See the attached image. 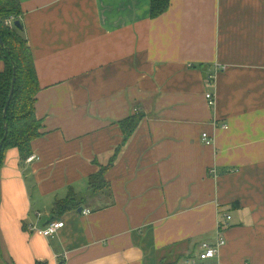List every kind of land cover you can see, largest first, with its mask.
Wrapping results in <instances>:
<instances>
[{
	"label": "crops",
	"instance_id": "obj_1",
	"mask_svg": "<svg viewBox=\"0 0 264 264\" xmlns=\"http://www.w3.org/2000/svg\"><path fill=\"white\" fill-rule=\"evenodd\" d=\"M21 9L42 128L38 160L13 148L0 168V264H182L218 234L221 264H264V0H170L155 19L150 0ZM137 113L109 189L91 194L123 142L118 123ZM70 193L85 202L54 214ZM54 221L53 237L31 230Z\"/></svg>",
	"mask_w": 264,
	"mask_h": 264
},
{
	"label": "trees",
	"instance_id": "obj_2",
	"mask_svg": "<svg viewBox=\"0 0 264 264\" xmlns=\"http://www.w3.org/2000/svg\"><path fill=\"white\" fill-rule=\"evenodd\" d=\"M169 5L170 0H150V18L155 19L166 13ZM21 15V0H0V40L3 43V46H0V60L3 64V70L0 71V144L2 143L0 168L6 152L13 148L18 150L20 161L25 162L32 155V142L41 136L42 123L35 113L36 97L40 91V85L31 50L27 40L22 36ZM9 18L14 19V28L10 29L5 25V21ZM15 22H19L21 28H16ZM13 78H15L14 92L4 117ZM209 81L212 83L211 77ZM143 118V115L137 113L118 123L122 131L123 142L114 151L107 165L99 166L98 171L89 178L91 194H100L109 189L105 175L113 167L119 151L138 129ZM5 126H7V133ZM84 202L85 197L70 193L66 199L56 201L52 211L54 214L61 215L64 212L78 209ZM223 228L224 226L221 225L220 233ZM201 246L202 244L196 252L185 257L182 264H186V261L191 259L196 260ZM180 260L181 258L178 257L163 255L159 257V264H178Z\"/></svg>",
	"mask_w": 264,
	"mask_h": 264
},
{
	"label": "built area",
	"instance_id": "obj_3",
	"mask_svg": "<svg viewBox=\"0 0 264 264\" xmlns=\"http://www.w3.org/2000/svg\"><path fill=\"white\" fill-rule=\"evenodd\" d=\"M5 25L7 27L14 28V19L9 18L8 20L5 21ZM205 100L208 103L209 106H214L215 105V97L211 93H207L205 95ZM216 126V124H214ZM221 129H227V126L225 124L220 126ZM202 143L207 146L211 147L213 146V139L210 135L207 133H203L201 136ZM34 160H38L36 156L31 155L25 162L26 163H31ZM90 212L88 210L83 211L82 214L88 215ZM225 221H220L218 223V232L220 229L221 225H225V222H228L231 220L230 216H225ZM64 226V223L61 221H54L49 223L45 228L43 229H37L36 227H32L31 230L34 231L36 234L43 236L45 238H50L53 237L60 229H62ZM220 233V232H219ZM226 244V241L224 237L220 234H218L217 239L213 243H203L201 246V251L197 255L196 260H188L186 261V264H204L207 261L211 260H216L215 264H221L218 261L219 253L222 249V247Z\"/></svg>",
	"mask_w": 264,
	"mask_h": 264
},
{
	"label": "water",
	"instance_id": "obj_4",
	"mask_svg": "<svg viewBox=\"0 0 264 264\" xmlns=\"http://www.w3.org/2000/svg\"><path fill=\"white\" fill-rule=\"evenodd\" d=\"M15 27L16 28H21V25L19 22H15ZM0 46L2 47L3 46V43L2 41L0 40ZM15 74V73H14ZM14 82H15V78L12 79V86H11V89H10V93H9V97H8V101L6 103V106H5V109H4V117L6 116V111L8 109V105L10 103V100L13 96V92H14ZM5 132L7 133V126H5ZM3 142V141H2ZM1 148H2V143L0 144V151H1ZM80 211V210H79Z\"/></svg>",
	"mask_w": 264,
	"mask_h": 264
},
{
	"label": "rangeland",
	"instance_id": "obj_5",
	"mask_svg": "<svg viewBox=\"0 0 264 264\" xmlns=\"http://www.w3.org/2000/svg\"><path fill=\"white\" fill-rule=\"evenodd\" d=\"M0 62H1V60H0ZM2 63V62H1ZM3 65V64H2ZM2 70H3V68H2ZM211 78H213V76H211ZM220 127V126H219Z\"/></svg>",
	"mask_w": 264,
	"mask_h": 264
}]
</instances>
